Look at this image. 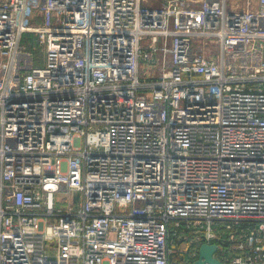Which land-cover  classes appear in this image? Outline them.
Here are the masks:
<instances>
[{"label":"built area","instance_id":"2783aa9c","mask_svg":"<svg viewBox=\"0 0 264 264\" xmlns=\"http://www.w3.org/2000/svg\"><path fill=\"white\" fill-rule=\"evenodd\" d=\"M185 227L264 264V0H0V264H181Z\"/></svg>","mask_w":264,"mask_h":264},{"label":"rangeland","instance_id":"374dc122","mask_svg":"<svg viewBox=\"0 0 264 264\" xmlns=\"http://www.w3.org/2000/svg\"><path fill=\"white\" fill-rule=\"evenodd\" d=\"M150 1L152 0H149V2ZM189 21L190 23H192L190 19ZM178 22L180 23L188 22V20L183 18L181 21ZM174 223H175L174 221L171 222L172 227H175ZM217 231L220 230L217 229ZM198 232L199 230H196L193 227L180 228L177 231L172 232L171 246L176 251L175 252L176 260H178L181 264H192L190 262V260L192 261L191 256L195 254L201 243V239H200L201 237ZM195 244H199L198 248H196L197 245L194 246Z\"/></svg>","mask_w":264,"mask_h":264},{"label":"water","instance_id":"95a60500","mask_svg":"<svg viewBox=\"0 0 264 264\" xmlns=\"http://www.w3.org/2000/svg\"><path fill=\"white\" fill-rule=\"evenodd\" d=\"M219 245L215 242H203L198 248L195 264H225L219 257Z\"/></svg>","mask_w":264,"mask_h":264},{"label":"trees","instance_id":"16d2710c","mask_svg":"<svg viewBox=\"0 0 264 264\" xmlns=\"http://www.w3.org/2000/svg\"><path fill=\"white\" fill-rule=\"evenodd\" d=\"M218 243H219V242H218ZM196 245H197L196 248H198L199 244H195L194 246H196ZM196 257H197V256H195V255H192V256H191L192 261L190 260V262H191L192 264H195V261L197 260Z\"/></svg>","mask_w":264,"mask_h":264}]
</instances>
